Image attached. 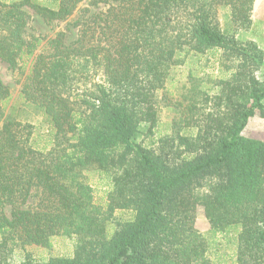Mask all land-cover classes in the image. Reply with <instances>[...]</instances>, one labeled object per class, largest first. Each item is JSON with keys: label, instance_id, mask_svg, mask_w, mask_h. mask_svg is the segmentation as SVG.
<instances>
[{"label": "trees", "instance_id": "obj_1", "mask_svg": "<svg viewBox=\"0 0 264 264\" xmlns=\"http://www.w3.org/2000/svg\"><path fill=\"white\" fill-rule=\"evenodd\" d=\"M84 1L0 0V67L15 72L33 58L21 97L53 137L37 149L32 125L0 113V264L57 236L78 237L72 257L20 264H264V139L242 134L256 110L264 118V51L217 23L225 6L237 29H250L256 0H98L108 8L82 23L76 41L59 32L36 55L41 39L26 35V8L60 22ZM221 50L236 61L231 79L205 87L210 76L190 70L179 99L166 93L173 66ZM10 97L0 74V105ZM163 103L176 112L170 133L156 149L136 143L141 125L153 134ZM87 171L109 177L106 207ZM117 210L136 217L110 234ZM199 210L233 255L212 256L195 226Z\"/></svg>", "mask_w": 264, "mask_h": 264}, {"label": "rangeland", "instance_id": "obj_2", "mask_svg": "<svg viewBox=\"0 0 264 264\" xmlns=\"http://www.w3.org/2000/svg\"><path fill=\"white\" fill-rule=\"evenodd\" d=\"M10 3L16 0H2ZM44 6L55 8L58 4L57 0H32ZM258 10H253L252 17H255L257 26L253 27V19L250 29H237L231 18V9L229 7H219L217 10V23L221 32L234 36L239 41H254L264 51V0ZM108 7L98 2V0H85L75 10L72 16L60 22H47L41 15L31 8H26L30 15L29 24L27 26V36L33 35L41 39L36 55L46 50L47 42L54 38L57 33L65 32L67 36V44L76 41L79 37V31L82 23L91 15L105 11ZM255 8V7H254ZM78 23V24H77ZM255 37V38H253ZM33 58L26 59L23 69L13 71L9 64L1 62L0 74L6 85L10 87L11 97L0 105V113L4 118H11L22 123L33 126V146L37 149H48L51 146L53 137L48 123L43 115L39 113L33 106L24 102L21 97L25 78L29 73L31 61ZM190 70H193L198 77L205 78V87H210L212 83L209 80L219 81L221 79H231L236 70V61L223 56L222 50L216 55L208 53L207 56L201 59H188V65H176L171 70L170 77L166 84V93L179 99L184 93L185 87H189L188 75ZM261 73L258 76L261 77ZM100 81V77L96 79ZM163 91H161L162 93ZM161 93L159 95H161ZM264 103V102H263ZM176 117L174 107H165V104H160L159 123L154 128L153 134L148 131L147 125H141L137 134L136 143L143 145L149 149L158 147V140L166 133H170V126ZM1 125V124H0ZM242 134L246 137L264 139V118L259 110L249 119L247 126ZM86 181L92 186L94 191L96 205L106 207L108 193L111 187V181L107 174H102L97 171L85 172ZM9 211V208H8ZM9 213V212H8ZM136 213L132 210H117L114 213L113 219L109 224V233L112 234L116 223L126 222L135 219ZM196 228L211 241L212 256H223L228 258L234 254L235 246L227 244V239L223 235L212 236L210 233L209 221L204 216L202 210H199L196 220ZM235 235V234H234ZM233 234L228 237L234 238ZM78 237H63L57 236L51 240L48 247L36 245L20 246L15 249L12 257L13 264H20L27 258H31L36 262H47L52 257H72L75 254Z\"/></svg>", "mask_w": 264, "mask_h": 264}, {"label": "crops", "instance_id": "obj_3", "mask_svg": "<svg viewBox=\"0 0 264 264\" xmlns=\"http://www.w3.org/2000/svg\"><path fill=\"white\" fill-rule=\"evenodd\" d=\"M262 1L263 0H256L255 1V6H254L255 7L254 8L255 10H258L259 9V6L258 5H260V2L262 3ZM252 19H253V27H256L257 26V24H256L257 22L255 21V17L253 16ZM253 38H255V37H253ZM256 40L257 39H254V41H256Z\"/></svg>", "mask_w": 264, "mask_h": 264}]
</instances>
